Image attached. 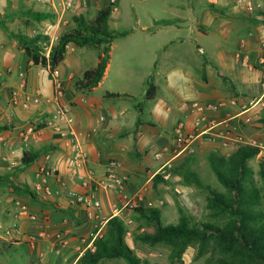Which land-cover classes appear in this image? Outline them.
I'll return each mask as SVG.
<instances>
[{
  "label": "rangeland",
  "instance_id": "374dc122",
  "mask_svg": "<svg viewBox=\"0 0 264 264\" xmlns=\"http://www.w3.org/2000/svg\"><path fill=\"white\" fill-rule=\"evenodd\" d=\"M52 1L54 3V0ZM208 1L211 0H77V6L83 7L85 3V10H67L60 13L62 16L59 14V19L54 17L43 21H35L30 16L29 13L35 12L32 5L28 6L30 11L21 13L19 17L14 10L8 11V17L13 18L7 19L6 33L7 35L9 31L21 33L28 38L38 35L48 36L47 44L39 43L44 48V53L48 55L52 44L51 40L57 41L60 34L75 27L72 22L73 16H83L87 22H91L98 9L101 8V3L104 5L116 4V9L109 17L108 27L111 31H126L128 33L113 40L106 76L90 93V96L98 99L103 98V103L107 104L110 99L105 98L106 92L115 91L126 94L121 96L123 97L121 102L131 106L134 117H138L142 122L154 124L162 134H170L172 122L176 118L182 117L184 111L188 112V109L184 108L185 103L194 102L191 98L194 93H197L196 82L198 85L203 83L202 81L207 78L205 73H210L212 84H223V82L229 81L234 85L240 81H250L258 86L256 82L258 83L259 72L256 69L255 71L248 70L244 61L242 64L240 58L243 59L242 56L246 55L244 53L247 50L244 49V53L238 50L241 38L236 36L235 31H231L227 25H220L216 29L217 32L209 29L207 21L210 19L211 22L214 12L217 13L221 9L220 5L215 9L209 8ZM168 22L174 25H164ZM196 24H200L198 25L200 27L201 24H204L202 27L207 28L210 34L201 35L198 33L197 28L199 27ZM226 30H228L227 34ZM8 37L10 38L9 35ZM9 40L11 41V39ZM100 54L101 50L94 47L80 48L71 45L68 47L66 60L60 65V70H56L58 72L55 76L59 79L62 77L61 71L65 70L63 81H61L63 97L60 105L70 106L71 117H74V106L77 103H82L81 97L78 95L88 92V90L76 89L74 84L82 78L84 71L96 66ZM255 55L256 52L249 56V65L251 66L254 63ZM212 62L217 64L214 65ZM14 72L15 86L19 88L21 83L26 86V78L21 80L19 73L15 74ZM41 80L42 91L46 93L50 87L48 78L42 74ZM150 84L156 87V95L154 99L147 100L145 94ZM193 84L195 88L192 87ZM259 88L261 97L263 91L261 86ZM256 107L260 109V112H251L249 115L241 116V130L250 133L264 130V126L260 124L264 122L262 120L264 100ZM247 116L251 117L250 123L244 122V117ZM8 125L2 127L7 128ZM262 141L264 142V138ZM196 142L194 144L195 151L191 155H176L172 151L173 136L171 142L165 146L153 145L151 157L153 156L156 164L152 167L142 165L141 155L134 146L129 154V160H132L128 165L129 175L119 170L120 175L125 178L124 194L127 195V199H122L119 195L103 188L99 190L112 196L108 212L113 215L112 208L119 209V215L113 217H118L123 221L126 227L125 239L141 260L140 264L180 263L177 259H171L170 249L166 245H152L141 241L142 233H151L153 229L146 227L145 219L136 209H158L161 222L164 225L176 224L181 219L189 220L195 224L209 220L208 191L198 186L194 180L198 179L204 186L220 189L221 184L211 169L210 156L212 153L228 155L235 149H223V142H221V146L215 139L208 140L209 145L205 146L203 152H199ZM243 145L247 144L243 143ZM158 152L162 153L160 158L155 156ZM260 164H264V153L262 152L249 161L257 181L259 180ZM11 186L13 194L16 189L32 194L26 186ZM34 193L36 194L35 191ZM108 212L106 211V214ZM142 227H145L144 232ZM6 229L7 224L0 213V236ZM105 232L106 225L102 229H100V225L94 226L92 229V235L98 233L95 240L103 237ZM91 238L92 236L89 234L84 243L87 244ZM11 246L12 242L10 246L7 242L0 245V264H25L23 260H28V256H31V264H40L36 253L30 255L24 248L12 250ZM48 251L50 252L45 247L46 257L49 256ZM181 260L184 264L204 263L203 258L197 257L196 244H190L185 249ZM62 264L72 263L64 261ZM99 264L126 263L122 259H110L103 260Z\"/></svg>",
  "mask_w": 264,
  "mask_h": 264
},
{
  "label": "crops",
  "instance_id": "0c3cea01",
  "mask_svg": "<svg viewBox=\"0 0 264 264\" xmlns=\"http://www.w3.org/2000/svg\"><path fill=\"white\" fill-rule=\"evenodd\" d=\"M44 1L46 2L0 0V178L2 183L0 185V213L7 224V229L0 236V245L7 242L10 246L12 242V250L24 248L30 255L36 253L40 264H62L64 261L76 264L90 248L91 242L88 241L87 244L84 242L85 238L92 234L94 226L100 225V229L104 228L113 215L108 212L112 196H108L105 191H98L101 208L91 219L86 216L80 206L73 204L68 197L67 193L70 190L82 191L79 182L72 178L67 168V163L75 150L81 147L88 155L87 162L79 169L80 175L87 180L103 178L111 160L117 161L120 165L119 170L129 175L128 165L132 161L129 160V154L134 146L141 155L143 164H140L148 167L154 166L156 162L153 160V156L151 157V147L153 145L165 146L170 143L176 123L182 119L190 126L193 115L190 111L183 110L184 115L182 114V117L176 118L172 122L170 134H162L154 124L142 122L138 117H134L131 106L121 102L123 97L106 96L105 98L110 99L107 104L103 103V98L91 97L90 93L95 87L86 94L78 95L81 97L82 103H77L73 109L74 135L56 134L54 126L50 124V122L55 123L51 116L58 104L62 103V99L57 102L52 98L53 81L49 79V90L46 93L42 91L40 82L42 74L47 76L46 70L34 66L24 57L17 40L8 37L11 39L10 41L6 33L7 19L13 18L8 17L10 10H14L19 17L21 13L30 11L28 6L33 5L35 12H48L52 18L56 17V19H59L60 15L62 16L52 0ZM211 1H208L209 4H207L209 8L215 9L220 5L221 10H218L217 13L214 12L211 22L210 19L207 21L209 29L217 32L216 29L220 25H227L231 31H235L236 36L241 38L238 50L243 53L244 49L247 50L244 53L246 55L242 56L243 59L240 58L242 64L247 58L246 67L250 71H255L254 65L258 56L259 44L264 41V0ZM103 6L105 5L101 3L100 7ZM164 25L173 26L174 24L168 22ZM198 25L200 24H196V26ZM202 25L204 24H201V27L198 26L197 32L201 35L210 34L209 30L203 28ZM225 32L227 34L228 30ZM55 42V40H51V45ZM71 45L73 44L69 46ZM254 52L256 55L251 66L249 65V56ZM66 58L67 56L64 61ZM212 64L217 63L212 62ZM59 67L58 70H60ZM107 71L108 65L103 78ZM13 72L24 74L26 86L22 83L19 88L15 86ZM64 72L65 70L61 71V81H63ZM205 75L207 78L202 81V85H198L196 82L195 88L193 84L192 87L197 93H194L191 100L199 103L207 101L220 103L219 112L228 118L230 127L228 133L223 132L224 129L221 127L217 128L214 131L217 136L216 141L221 146L223 144L225 148H222L227 150L236 149L243 143L249 144L250 140L259 141L263 149L261 152L264 153V142L262 141L264 130L250 133L240 129L242 126L240 124L242 121L241 110L251 101L260 98V73L258 74V83L256 82L258 86L250 81H240L234 85L229 81L223 82V84H212L210 73L207 72ZM14 90L19 93L24 91L29 95L38 94L43 101L46 99L49 102H42L36 106L31 103L24 104L22 99H18L15 103L12 99ZM257 105L250 108L246 115L251 112H260ZM99 115L103 116L102 120ZM7 124L9 127H2ZM260 124L264 126V122ZM29 125H36L41 129L42 134L39 137L23 141L21 131ZM59 126L62 131L67 132L68 128L65 124L60 123ZM220 136H223V139ZM205 139V137H200L196 142L199 152H203L205 146L209 145L208 139ZM221 142L223 143L221 144ZM34 153L38 154L36 160L29 165H23L22 156ZM42 168L50 172L48 181L53 193L49 196L34 193V186L37 182L36 175ZM11 185L26 186L32 194L20 189H16L13 194ZM60 231L66 234L69 241L64 249L57 247L55 236ZM45 247L50 250L47 257L44 253ZM30 257L28 256V260H23V262L31 264Z\"/></svg>",
  "mask_w": 264,
  "mask_h": 264
},
{
  "label": "trees",
  "instance_id": "16d2710c",
  "mask_svg": "<svg viewBox=\"0 0 264 264\" xmlns=\"http://www.w3.org/2000/svg\"><path fill=\"white\" fill-rule=\"evenodd\" d=\"M115 8L114 3L101 7L91 22H87L83 16H73L75 27L60 34L58 40L51 45L48 55L39 45L42 42L47 44L48 36L28 38L11 31L8 35L17 40L24 57L34 66L46 70L50 81L54 80V74L64 61L70 44L80 48L90 46L100 49L96 66L84 71L82 78L74 84L78 90L90 91L98 86L104 76L113 40L128 33L109 29V17ZM29 14L35 21L52 18L49 13ZM155 94L156 87L150 84L145 94L146 99H154ZM125 95L119 92L105 94L107 97ZM262 120L264 121V112ZM260 152L259 147L241 145L228 155L212 153L211 169L221 188L204 186L194 177L195 183L208 191L209 220L205 222L195 224L181 219L176 224L164 225L158 209H136L145 219L146 227L153 229L151 233H142L141 241L152 245H166L170 249L171 259H177L180 264H184L181 256L190 244L197 245V257L204 259L203 264H264V164H260L258 181L249 165V161ZM37 156V153L24 154L21 162L29 165ZM142 229L144 232L145 227ZM125 232L123 221L112 217L106 224L104 236L95 240L94 250H87L76 264H99L110 259H122L126 264H140L141 260L125 239Z\"/></svg>",
  "mask_w": 264,
  "mask_h": 264
},
{
  "label": "built area",
  "instance_id": "2783aa9c",
  "mask_svg": "<svg viewBox=\"0 0 264 264\" xmlns=\"http://www.w3.org/2000/svg\"><path fill=\"white\" fill-rule=\"evenodd\" d=\"M37 2L44 3V0H36ZM56 2V3H55ZM77 0H54V6H56L60 12L64 13L67 10L71 11H82L85 10L86 5L83 4V7L77 6ZM247 64V58L244 59V65ZM255 69L260 73V86L262 88V96L253 100L249 103L248 106H244L240 112V115L244 116L250 110V108L254 107L256 104H259L264 99V41L261 43L260 50L254 65ZM57 74V72H55ZM53 80V96L52 98L57 102L60 101L63 97V88L62 82L59 78H55ZM21 80H24V74H19ZM24 84V83H23ZM12 99L13 102L17 103L18 99H22L24 104H33L40 105L42 102L48 103L49 101L45 99L43 101L40 95H29L24 91L18 92L16 90L12 91ZM220 103L218 102H206L199 103L198 101H194L192 103H185L184 108L188 109L190 113L193 115L190 126H188L184 121H178L173 128V143H172V151L176 153V155L185 154L191 155L194 153V144L200 137H205L208 140H215L217 136L214 131L221 127L224 129L223 132L228 133L229 130V120L225 115H222L220 111ZM101 120L103 116L99 117ZM52 119L55 121L54 124L50 122L52 126H54V130L56 134L65 136L66 134L74 135L73 131V118L70 115V106H65L64 104H58L56 110L52 115ZM245 123L251 122V117H244ZM63 123L67 126V132L61 130L59 124ZM222 131V130H221ZM41 129L37 128L36 125H29L23 131H21V137L23 141H28L34 137H39L41 135ZM223 139V136H220ZM248 145V144H247ZM249 145L261 147V143L257 141H251ZM156 158H160L162 153H156ZM88 155L81 148H77L73 156L69 159L67 163V168L72 178L77 180L80 184L82 191H68L67 195L72 200V203L76 206H80L86 213L88 218H94L96 213L101 208V202L98 198V191L103 188L107 191H111L112 193L119 195L122 199H127V195L124 194V190L126 187L125 178L119 173V165L116 161L112 160L108 164V170L105 175L101 179L97 180H87L80 175L79 169L85 165L87 162ZM49 170L40 169L36 175L37 182L34 186V191L37 195L49 196L53 193L51 189L50 182L48 181ZM63 187V185H61ZM113 216L119 215V209L117 207L112 208ZM34 219V217H31ZM96 234H91L92 238L90 240L91 245L89 246L90 250H94L93 244L96 238ZM57 241L58 249H64L68 244V237L64 234L63 231H60L55 236Z\"/></svg>",
  "mask_w": 264,
  "mask_h": 264
}]
</instances>
